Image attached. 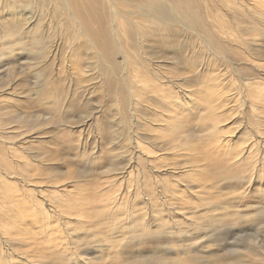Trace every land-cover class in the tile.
<instances>
[{"label": "rangeland", "instance_id": "1", "mask_svg": "<svg viewBox=\"0 0 264 264\" xmlns=\"http://www.w3.org/2000/svg\"><path fill=\"white\" fill-rule=\"evenodd\" d=\"M62 1L58 10L71 11ZM144 1L148 4L133 0L116 14L107 0L105 14L84 9L92 30L104 27V45L95 49L84 31L78 39L79 19L64 26L58 16L52 21L44 14L54 7L52 2L24 0L14 10L0 5V136L6 143L0 141V178L10 184L8 196L16 198H0L9 214L0 218H22L27 237L33 234L38 215L32 210L37 206L49 221H58L59 245L54 247L64 245L68 258L48 264H264V40L252 46V56H240L242 63L227 61L213 52V29L226 24L228 12L213 22L204 1L195 26L173 10L171 0H162L161 13ZM247 7L251 10L243 9L244 24H238L243 38L251 41L256 28L246 30L249 15L255 14L263 26L264 6L252 8L251 0L242 1V8ZM148 12L159 21L148 18L146 28L154 24L157 32L143 29ZM12 15L15 21L31 19L25 32L39 24L51 37L48 50L54 61L48 67H35L34 45H28L21 31L12 33L5 26ZM135 70L141 71L140 78L134 77ZM147 75L174 108L144 90ZM144 94H150L155 112L141 108L150 103ZM135 109L140 115L132 120ZM161 115L168 119H158ZM157 123L163 126L161 138L150 132ZM210 127L215 133H209ZM215 138L224 148L212 142ZM174 141L185 149L176 148L173 155ZM14 149L28 166L13 165ZM190 166L197 171H188ZM47 191L57 193L56 200L63 198L64 214L56 213L59 204L47 200ZM14 244L10 247L20 255H31L28 248L35 255L50 253L23 241ZM8 253L18 264L25 263ZM26 259L29 264L39 261Z\"/></svg>", "mask_w": 264, "mask_h": 264}, {"label": "bare ground", "instance_id": "2", "mask_svg": "<svg viewBox=\"0 0 264 264\" xmlns=\"http://www.w3.org/2000/svg\"><path fill=\"white\" fill-rule=\"evenodd\" d=\"M42 1L44 3L47 2V5H48V3L50 4V2L54 3V7L52 6L51 9H48L46 12H44V14H46L47 16L48 15L50 16V19L52 21L56 19L55 18L56 16H58L56 20H63L64 21V26H65V24L70 19H72V20H74L75 18L79 19V22H77V25L79 26V30L77 32H75V33H77V37H78V39H80V32L79 31L80 30H81V32L84 31V33L86 35H88L90 37V39H91L90 42L92 44V49H95V47H98L99 45H101L103 43V36L104 35L102 33V29L104 31V27L102 25H100V29L98 31L92 30L88 26L89 18L84 13V9H88L89 6H90L91 9L94 8L95 10H98V11L104 13V14L107 13L108 10L110 9L112 12L114 11V13L116 14L117 10H118L117 8L124 7L125 5L130 4V3L133 2V0H126V1L125 0H120L119 3H114L115 0H113V1L107 0L108 1V5L107 6H108L109 9L108 8L106 9V6L104 5V0H81L80 4L79 3L77 4L76 0H75V2H74V0H64L66 2V4L72 8V10L71 11L70 10H68V11L65 10V12H61V11L58 10L57 6L59 5L58 3L60 1L63 2L62 0H53V1L52 0H42ZM204 1H206L205 10L207 11L209 8L211 10V14L210 15L212 17L211 16L209 17V18H211V21L216 22V21H214V17L215 16L217 17V15H219V14L222 15L223 17H225V13L228 12V14L230 15V16H226L227 20H226V24L225 25H223L222 27L216 26L217 28L213 29L214 37L217 38V39L214 38V40H213V43L216 44V47H217V48L215 47V50H213V52L216 54V56L220 57L222 59H225V60H227L226 58H231V59L236 60V61H238L240 63H242V60L244 58L243 54H247L248 56H252L254 54V51H255V50L254 51L251 50L252 46L255 45L257 47V44H258L257 41L264 40V25L261 26L260 24H258L259 23V19L255 16V14L249 15L250 23H249V27H246V30L247 29L249 30L251 27H252L251 28L252 31H254L255 28H256V30L253 33L247 32L248 34L251 33L250 36L252 34L254 36L251 41L250 40H246V37L243 38L242 34L244 33V30L240 27V24H238V23H240V22L243 23V21H242V12H244L243 9H247L248 12H250V10H251L248 7L247 8H242V1L244 2L245 0H171L170 4L174 3L175 6H173V8H174L173 10H175L179 14H181L182 17L185 20H187L188 22H190L191 24H193L195 26H198V23L195 20V15L200 13V11H199L200 8H203L201 3L204 2ZM251 1H252V8L257 6V5L264 6L263 2H260L259 0L258 1L257 0H251ZM143 2H144V4H148L144 0H143ZM15 3L24 4V0H0V5L1 6H10L11 9H13V10H14V8H12V7L15 6ZM149 3L151 5H153V6H155L153 8L148 6L149 9H152V11L153 10L157 11V13H161V11H162L161 8H162V4H163L162 0H158V2H156L155 0H149ZM72 11H73V14H74V18H72V16H71ZM175 11H174V13H175ZM143 12H145V11H143ZM259 12H261V11H259ZM236 14H238V15L236 16ZM110 15H112V14H110ZM260 15H261V13H260ZM12 18H13L12 20H8L7 21V24L5 26L8 29H10V31L12 33L13 32L18 33V32L21 31L22 35H24L26 38H28V41H27L28 45L29 46H33L34 45V47H33V51L34 52L33 51H31V52L35 53V54H33L34 55L33 57H35V64H34L35 67H37L40 71L43 68L48 67V65L50 64V61H54V59H52V57H51V51L48 50V44L52 41L51 37L49 35H45L44 34V28L41 27L39 24L36 26L37 28L32 29L30 32H25L26 30H24L23 26L25 24L29 23L31 19H27L26 17H23V18H21V20L16 18V21H15V15H12ZM148 18H154V19H157L159 21L157 16H155L154 14L148 12L146 14V17L143 19V21L146 22L144 27H143V29L144 30H149L150 33H151V31L157 32V30H156L157 26L152 24V23H151L152 24L151 26H153V27H151L150 29L146 28V25H148L150 23L148 21ZM112 22H114V21H112ZM217 25H219V24H217ZM253 26H255V27H253ZM260 26L263 27V30L260 29L261 28ZM214 30H215V32H214ZM111 32H112V36H116L115 25H113L111 27ZM145 32L146 31H143L144 35H146ZM200 36H202V35H200ZM219 36H222V38L219 39L220 38ZM244 36H245V34H244ZM116 43H117V45L120 46V43H121L120 39H117ZM228 43H230V45ZM102 45H104V44H102ZM231 45H233L232 48L230 47ZM44 46H46V49H44ZM25 48H26V45H25ZM208 48H211V46H209ZM120 52L123 55V58L125 59V54H124V52H123L121 47H120ZM240 56H242V60H241ZM66 67H68V65H66ZM232 70L235 71L234 67H232ZM246 70H245V68H243L242 74L245 75ZM249 70H250V68H249ZM141 76H142L141 71L135 70L134 77L135 78H140ZM151 81H153L151 76L147 75L146 82H143V84H142V87L145 88L144 90L157 94L156 97L158 98V100H166V102H167L166 106H168L170 108H174V106H175L174 103L171 102L169 99L167 100L166 96L161 93V91H160L161 89H159L158 87H155ZM245 86L248 87V86H251V85H248V86L245 85ZM255 86H257V85H255ZM146 91H145V93H146ZM262 91H264V90H262ZM144 95L146 97L145 102L149 101L150 103L146 104V105H144V104L141 105V108L142 109L146 108V109H149V110H153V112H155L154 108H151V106H150L151 105V101L153 100V99L149 98L150 94H149V96L147 94H144ZM229 96L230 95L226 96V98L228 99ZM256 98H259V96H257ZM224 99L225 98H223L222 101L218 102L217 107H215L216 109L218 107H219L218 109H220V106L224 104ZM260 99H258V100H260ZM184 100L185 99H182V101H184ZM135 102L136 103H133V104L140 103L139 101H135ZM212 102L213 101H209L208 103H212ZM157 103L158 102H156L155 104H157ZM263 103H264V101H263ZM260 104H262V103H260ZM132 107H136V106H132ZM139 109H135L133 111L136 115L134 113H131L132 120L135 117H139L138 116V115H140ZM258 109H259V107H258ZM212 114L213 115H211V117L213 118L216 114H214V112H212ZM163 115H165V114H163ZM163 115L159 116L158 119H168L166 116H163ZM168 115H172V114L169 113ZM215 121H216V119H212L211 123H213ZM146 125H148V121H146ZM260 126L264 129V124H263V126L262 125H260ZM162 128H163V126L159 125V123H157V125H155V129H151L150 132L152 134H154L155 137L161 138L159 136V133L161 132ZM210 128H212V129H209V133H211V134L215 133L214 132V128L213 127H210ZM0 129H2V128H0ZM222 132H223V130H222ZM0 133H2L1 130H0ZM163 135H165V134H163ZM259 139H261V138H259ZM216 140H218V138H215L214 140H212V142L213 141L214 142H218L217 144L218 145H222V147H223V143L220 142V141H216ZM0 141L3 144H6L4 142V139H2L1 136H0ZM173 144H175V145H170V150L167 148V150H169V152H172L170 154L174 155L173 151L176 150V148H184L185 149V147H184L185 144L184 143L181 144L178 141H174ZM224 144L226 145L227 143H224ZM253 145H255V144H253ZM15 152H16V149L13 150V153H12L13 155L11 157V160H12L13 165L16 166V168H19L21 164H24L26 166H28L30 164L26 160H21L19 158L20 157L19 154L15 153ZM175 152H177V151H175ZM152 155H153V153H152ZM154 157H156V156H154ZM160 157H162V156H159L158 158H160ZM150 158H151L150 156H147L148 162H150V164H153L154 162L152 163V160H150ZM4 161H5V166H8L6 160H4ZM224 163L226 164V162H224ZM1 166L2 165H0V167ZM190 168H192V169H188V171L190 170L191 173H193L196 170L195 166H190ZM151 171H152L151 172L152 174L155 172L153 170H151ZM29 178L32 179L33 177L31 176ZM0 184L2 185L1 188H3V192L0 194V198H2V201H8V200H10V201L13 200L14 201V200H16V198H14L15 196H12V197L10 195L8 196V194H10L9 192H11L10 184L5 183V180H3L2 178H0ZM186 188H185V190H186ZM5 195L8 196V197H6ZM47 196H48L47 200L49 198V200H51L55 204H59L60 207L62 208V210H59L58 209L59 205H57V209H56L57 212L56 213L60 214V215L64 214V210L66 209V206L62 205V203H61L62 202L61 199H63V198H60V197H62V196H59L60 199L56 200V197L58 198L57 193L48 192V191H47ZM32 197H33V195L30 196V200L29 201H32L33 206L35 205V207H36V204H34V201L31 199ZM5 198H7V199H5ZM110 204L111 203L105 204V207L109 208ZM39 205H43V204H39ZM73 208H75V207H73ZM2 209L3 208H1V206H0V216L1 215L9 216V214L7 212H4ZM41 209L42 208L40 206L39 207L37 206L34 210H32L34 212L35 216L38 215L40 217H38V216L37 217H33V219H35V222H34L35 227H34L33 232L31 231V234L33 233L35 235L32 234L29 237H27V235L29 234L28 231L26 233H24V227L26 225L23 224L22 218L21 219L19 217H1L0 218L3 221V226L0 227L1 228L0 229V237H1V239H0V250L3 251L2 254L0 255V263L1 264H18V262L12 260L11 256H9L8 252H10L11 254H13L15 256H19V258H23V260H24L23 262H25V263H22V264L31 263V261L26 259L27 257L29 259H33V260H36V261L39 260L38 263H35V264H44L43 262H41V260H45V259H48V261H46V264H48V263H50V260H54V262H58V261L62 262L63 260L68 258L67 257V250L64 248V245L62 246V248H59V249H55V247H54V245H56V244L59 245V243L56 242V239L58 237H55V235L57 234V231H58L57 227H56V225L58 224V221H56V222L55 221H51V220L49 221V218L47 217L48 214H46L45 211L43 212ZM78 211H79L78 213L82 212L81 207L78 208ZM14 214H15V212L10 213L11 216L14 215ZM40 214H44V216L42 217ZM61 219H62V217H61ZM75 222L79 223V224L82 223V222L80 223V220H77V219H76ZM36 230H38L39 232L36 233ZM14 233H16V234H14ZM66 234H68V233H66ZM70 240L71 239H69V241ZM22 241H23L24 244H26L25 246H28V245L31 246V247L34 246L35 250H36V246H37V248L39 247L40 249L42 248L44 250L45 249L46 250L49 249L50 253H48V255H46V256L44 254H39V253L35 255V254H33L34 250H32V249L27 247L28 251L30 250L31 251L30 253H32V254L28 256L27 255L28 252L24 251V252H22L24 255L21 253V255H22L21 256L20 254H17L14 251V249H12L10 247V243H15L14 245H17L19 242H22ZM64 244H66V243H64ZM57 248H58V246H57ZM2 256H5L7 258V259L5 258L6 261H2ZM24 257H26V258H24ZM61 257H62V259H61ZM77 257H78V255L74 254L73 258H77ZM55 264H57V263H55Z\"/></svg>", "mask_w": 264, "mask_h": 264}]
</instances>
